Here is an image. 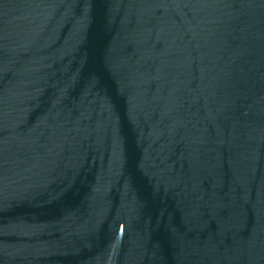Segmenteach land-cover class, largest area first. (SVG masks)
I'll return each instance as SVG.
<instances>
[{"label":"water","instance_id":"water-1","mask_svg":"<svg viewBox=\"0 0 264 264\" xmlns=\"http://www.w3.org/2000/svg\"><path fill=\"white\" fill-rule=\"evenodd\" d=\"M0 264H264V0H0Z\"/></svg>","mask_w":264,"mask_h":264}]
</instances>
